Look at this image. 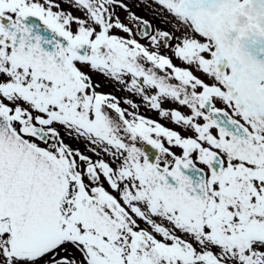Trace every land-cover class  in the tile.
<instances>
[{"label": "snow or ice", "instance_id": "1", "mask_svg": "<svg viewBox=\"0 0 264 264\" xmlns=\"http://www.w3.org/2000/svg\"><path fill=\"white\" fill-rule=\"evenodd\" d=\"M134 3L0 0V264H264V0Z\"/></svg>", "mask_w": 264, "mask_h": 264}, {"label": "flooded vegetation", "instance_id": "2", "mask_svg": "<svg viewBox=\"0 0 264 264\" xmlns=\"http://www.w3.org/2000/svg\"><path fill=\"white\" fill-rule=\"evenodd\" d=\"M132 10L136 12L137 15L151 20L153 24L159 25L160 27H165V25H163L159 19H156L154 17L153 13L148 8H145L142 5H138V0L137 3H134ZM102 90L105 92H114V94H116L117 96L124 95V93L118 91L114 86L107 82H102ZM144 114L152 119H159L157 113L154 111H145Z\"/></svg>", "mask_w": 264, "mask_h": 264}]
</instances>
